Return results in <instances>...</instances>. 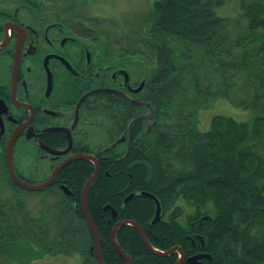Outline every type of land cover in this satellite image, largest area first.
Returning a JSON list of instances; mask_svg holds the SVG:
<instances>
[{"label": "trees", "instance_id": "obj_1", "mask_svg": "<svg viewBox=\"0 0 264 264\" xmlns=\"http://www.w3.org/2000/svg\"><path fill=\"white\" fill-rule=\"evenodd\" d=\"M232 1L238 2L239 11L219 14ZM129 30L125 51L128 58L140 59L146 82L139 99L150 104L155 117L145 134L144 120L134 123L131 150L122 152V159L112 160V148L101 160L113 177L125 178L101 175L99 184L112 189L102 187L98 202L93 198L88 204L104 261L127 263L112 244L111 210L106 215L102 210L135 190L154 194L165 217L189 210L185 223L163 221L148 227L154 246L164 243L162 236L175 237L184 251L207 252V264H264V0H153L150 12ZM220 100L251 111V118L238 121L214 114L210 128L202 131L201 112L214 109ZM132 109L136 116L141 112L135 105ZM84 166L67 170L74 185L87 177ZM0 174L9 180L0 186V264L72 254H81L82 264H99L90 249L92 231L75 204H58V211L41 216L20 212L27 202L20 196L23 189L10 181L3 164ZM116 191L123 196H113ZM129 204L124 218L144 224L157 208L143 195ZM130 229L135 242L126 240L122 248L132 257L142 250V261L156 264L159 259ZM157 235L159 239H152ZM142 261L134 259V264Z\"/></svg>", "mask_w": 264, "mask_h": 264}, {"label": "flooded vegetation", "instance_id": "obj_2", "mask_svg": "<svg viewBox=\"0 0 264 264\" xmlns=\"http://www.w3.org/2000/svg\"><path fill=\"white\" fill-rule=\"evenodd\" d=\"M106 38L109 41H105ZM119 52L122 54L117 55L111 34L100 24L87 17L84 22L81 14L64 9V5L58 6L54 0H0V164L6 166L8 176L9 146L12 147L15 173L28 184L48 182L55 170L64 164L54 182L43 192H51L57 197L54 204H75L78 212L81 211L79 204H82L83 189L96 172L95 162L99 163L100 170L88 190L87 204L93 198L96 201L100 198L102 187L104 191L105 188L111 191L110 187L99 184L101 175L115 180L125 179L123 174L113 177L114 174L102 168L101 160L105 161L112 148L113 161L122 159V152L127 155L131 150L135 119L144 120L142 133L145 134L150 129L149 120L145 117L154 109L139 99L142 89L136 93L133 91L145 81L140 59L128 58L124 47ZM138 66L141 67L138 77L141 80L134 85L133 69ZM132 105L141 110L137 116ZM117 144L119 153L115 150ZM26 154L31 162L30 169L22 166ZM82 163L87 164L83 168L89 172L80 185H74L66 172ZM143 193L132 190L124 201L122 197L115 203H107L115 209V216L108 220L115 223L111 240L118 223L133 221L141 226L152 248L162 255L150 251L140 232L131 225L118 228L116 238L121 248L126 246V240L135 242L132 227L143 247L159 259L156 264H179L181 260L180 264H189L188 260L196 256H203L198 262L207 264V260H211L207 252L188 249L182 259L175 237L162 236L164 243L158 242L154 246L147 234L148 227L163 221L185 223L186 211L168 218L163 216L161 207L160 219L156 221V208L148 224L124 218L123 213L132 199L137 195L147 197ZM122 194L116 191L113 196ZM129 196L130 199L126 200ZM112 204H118V207ZM102 212L106 215L105 207ZM186 237L191 239L189 235ZM152 239L159 237L153 236ZM161 246L170 249L160 250ZM130 249L132 253V246ZM128 255L133 264L134 259L145 260L142 250H136L133 257ZM143 264H150V260Z\"/></svg>", "mask_w": 264, "mask_h": 264}, {"label": "rangeland", "instance_id": "obj_3", "mask_svg": "<svg viewBox=\"0 0 264 264\" xmlns=\"http://www.w3.org/2000/svg\"><path fill=\"white\" fill-rule=\"evenodd\" d=\"M151 1L153 0H54V3L58 6L64 5V9H69L73 12L81 14L82 18H92V22L100 24V27L107 33L111 34L114 40V47L118 51L125 47L127 41V35L129 34V26L137 24L143 19L151 10ZM234 4H227L225 7L219 9V14L228 16L234 15L239 11L237 1H232ZM231 3V2H230ZM68 19V17H65ZM141 67H134L133 79L134 85H137L141 79L139 77ZM214 114H224L234 117L238 121H245L251 118L252 112L244 110L232 105L230 102L220 100L214 107V109L204 110L200 116V129L202 131L208 130L211 125V120ZM28 154L23 157V167L30 169V160L27 157ZM1 162V161H0ZM2 163V162H1ZM90 180V179H89ZM118 180H122L119 178ZM9 180L5 174H0V186L6 185ZM112 189V188H111ZM51 192H32L22 191L20 196L26 199V203L20 206L19 211H28L33 215L50 214L52 209L58 211L54 200L57 198L52 195ZM58 196V194H57ZM53 202V204H52ZM18 205V204H15ZM184 206V205H183ZM17 207V206H16ZM185 207V206H184ZM186 213L189 210H185ZM77 221V223H79ZM83 258L81 254L72 255H60L59 257L46 256L42 259L32 261L30 264H82ZM98 261V260H97ZM99 263V262H98Z\"/></svg>", "mask_w": 264, "mask_h": 264}, {"label": "water", "instance_id": "obj_4", "mask_svg": "<svg viewBox=\"0 0 264 264\" xmlns=\"http://www.w3.org/2000/svg\"><path fill=\"white\" fill-rule=\"evenodd\" d=\"M123 73H125L126 75H128L127 72L125 71H121ZM128 78V77H127ZM144 86V82L140 85V87L135 91L133 90L134 92H139ZM102 91V90H101ZM110 91H113V90H110ZM117 92V91H115ZM136 102V101H135ZM137 103V102H136ZM148 120H152L154 118V113L152 112L149 116L146 117ZM11 146H9V149L7 151V160H8V165H9V174H10V178L11 180L13 181L14 184H16L17 186H19L20 188L24 189V190H27V191H42L44 190L46 187H48L49 185H51L57 174L60 172L61 168L64 166L61 165L60 167H58L55 172L53 173V176L52 178L46 182V183H43V184H28V183H25L24 181H22L15 173V170H14V166H13V162H12V151H11ZM81 158H89V157H81ZM96 163V172L95 174L90 178V180L86 183L84 189H83V192H82V204L81 205V211H82V214L87 222V224L89 225L91 231H92V234H93V237H94V244L92 246V250H94V253L99 261V264H107L103 259H102V256H101V253H100V237H99V233H98V229L96 227V224L93 220V218L91 217L90 213H89V209H88V204H87V195H88V190L89 188L91 187L92 183L97 179L98 175H99V170H100V167H99V163L98 162H95ZM145 195L150 198L151 200H153L156 204H157V213H156V221H158L160 219V214H161V206H160V201L159 199L151 194V193H147V192H144ZM130 199V196L126 199L128 200ZM105 210H111L112 212V215L115 216V209L112 208L111 205H107L105 207ZM130 223L132 226H134L139 232H140V236L142 238V240L145 242V244L147 245L148 249L150 251H152L153 253L155 254H161L160 252L156 251L154 248H152V246L148 243L146 237H145V234L141 228V226H139L137 223L131 221H121L120 223H118L114 229H113V233H112V242L115 246V248L117 249V252L122 256L124 257V259L127 261V264H133V260L130 258V256L124 251V249H122L118 243L116 242V239H115V233L117 231V229L124 225V224H128ZM178 251L180 252L181 256H182V259L183 257L185 256V253L184 251L181 249V248H177ZM173 252V251H172ZM203 256H196V257H193L192 259H189L188 260V263L189 264H202L200 262H198V259L202 258ZM182 262V260H181ZM180 262V263H181ZM179 263V264H180Z\"/></svg>", "mask_w": 264, "mask_h": 264}, {"label": "bare ground", "instance_id": "obj_5", "mask_svg": "<svg viewBox=\"0 0 264 264\" xmlns=\"http://www.w3.org/2000/svg\"><path fill=\"white\" fill-rule=\"evenodd\" d=\"M53 24V23H52ZM255 59H256V56H255ZM240 60V59H239ZM217 67V66H216ZM228 75V74H227ZM148 104V103H147ZM50 111V110H49ZM154 113V117H155V112H154V110H152L151 111V113ZM150 113V114H151ZM149 114V115H150ZM90 117V116H89ZM136 118V117H135ZM134 118V119H135ZM146 118V117H145ZM74 120V119H73ZM135 120H138V119H135ZM92 121V120H91ZM170 121V120H169ZM55 122V121H54ZM58 122V121H57ZM129 122V121H128ZM135 125V124H134ZM40 127V126H39ZM90 127V126H89ZM94 127V126H93ZM145 129V128H144ZM146 130V129H145ZM141 134V133H140ZM129 135V134H128ZM112 147V146H111ZM106 158V157H105ZM119 159V158H118ZM61 207V206H60ZM130 222V221H129ZM124 225H131L130 223H128V224H124ZM132 226V225H131ZM117 231H118V229H117ZM117 231H116V233H115V239H116V242L118 243V241H117V238H116V235H117ZM119 245V244H118ZM159 245V244H158ZM91 249V248H90ZM159 249V248H158ZM159 252V251H158ZM100 253H101V249H100ZM161 253V252H160ZM157 255H162V253L161 254H157ZM101 256H102V253H101ZM97 258V257H96ZM102 259H103V256H102ZM98 260V259H97ZM104 260V259H103ZM99 262V261H98Z\"/></svg>", "mask_w": 264, "mask_h": 264}]
</instances>
